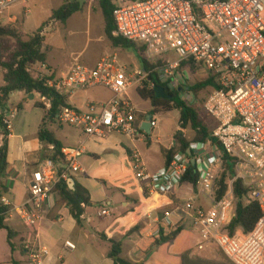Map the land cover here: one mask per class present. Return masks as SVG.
I'll return each instance as SVG.
<instances>
[{
    "label": "built area",
    "instance_id": "1",
    "mask_svg": "<svg viewBox=\"0 0 264 264\" xmlns=\"http://www.w3.org/2000/svg\"><path fill=\"white\" fill-rule=\"evenodd\" d=\"M31 2L0 0V22L5 12L17 6L29 12ZM115 3L114 36L145 45L154 68L130 71L116 55L103 57L93 68L76 62L59 77L49 79L46 86L61 96L97 87L108 89L113 96L105 104L90 105L87 111L62 107L58 121L80 128L88 138L104 139L119 132L135 141L139 135L138 112L130 101V92L142 87L152 74L170 91L182 92L186 84L179 74L182 64L194 62L202 67L220 86L206 103L217 119L212 139L192 142L186 153L177 151L171 163L154 174L148 172L141 153L134 150L129 169L151 194L169 196L186 184L183 179L194 160L200 175L197 188L209 207L188 198L164 213L160 235H171L179 226L174 217L180 220L184 215L200 231L197 251L213 245L231 264H264V0ZM42 100L51 107L46 98ZM16 112L6 102L0 107V148L12 133ZM157 126L158 120L153 117L151 127ZM85 154L83 143L64 147L60 162L49 159L33 173L29 198L18 208L22 223L30 230L23 246L29 264H46L50 251L39 241L38 225L53 208L56 186L83 171L81 159ZM224 155L233 159L236 176L226 196L216 200ZM236 181L248 190L245 203L257 204L262 215L251 232L238 229L231 234L228 229L237 216L239 202L234 194ZM0 205L9 209L8 196H0ZM98 215L107 216L109 212L103 210Z\"/></svg>",
    "mask_w": 264,
    "mask_h": 264
},
{
    "label": "crops",
    "instance_id": "2",
    "mask_svg": "<svg viewBox=\"0 0 264 264\" xmlns=\"http://www.w3.org/2000/svg\"><path fill=\"white\" fill-rule=\"evenodd\" d=\"M34 1L30 3L29 12L22 6L17 7L30 14ZM79 13L81 11L73 16ZM87 15L92 18L91 12ZM99 16L104 20L101 7ZM18 21L24 25V19L9 15V23L16 24ZM60 24L65 23L54 21L50 28L57 29ZM101 27L105 33L106 25L104 29L103 24ZM45 49L47 65H40L38 70L44 77L51 78L54 73L50 58L51 46L46 44ZM118 51L119 48H111L109 56H118L115 54ZM122 55L121 53V58H118L130 71L144 69L134 57L128 56L124 59ZM62 58L63 56L59 57L61 62L55 66L67 67L68 70L76 62L93 68L103 57L90 65L85 64L80 55H75L74 58L66 56L63 60ZM129 59L132 64H129ZM0 72L3 75L1 88L5 82L4 71L0 69ZM112 96L108 89L97 87L67 94L65 98L69 106L87 111L90 105L105 104ZM130 101L136 106L131 98ZM6 103L17 112L12 119L13 129L7 141V169L0 178L1 188L11 203L5 224L12 231L10 243L7 230L0 228V264H29L23 246L29 238L30 230L22 223L18 208L29 198V184L33 173L49 160L48 146L39 139L44 124L63 147L83 143L86 148V154L81 159L83 171L56 186L52 194L53 208L38 225L39 241L50 251L46 264H115L109 256V241L120 242L121 257L133 264H183V256L188 257V262L195 259L220 262L221 254L216 246L197 251L200 231L186 229L187 226H193V223L184 215L180 220L174 217L179 227L183 228L177 238L168 242L161 240V222L166 211L176 209L190 197L195 198L197 205L209 207V203L199 194V189L186 183L169 196L153 195L145 188L144 183L135 180L129 169L134 150L141 153L151 174L168 166L167 156L176 146V135L181 132L185 136L186 132L178 124L179 114L177 119L169 117L170 113L152 115V108L141 110L136 106L137 112H142L143 115L137 116L139 135L135 141L119 132L97 139L88 138L80 128L65 126L58 119L46 120V112L50 108L38 95L16 93ZM37 104H44L47 110ZM150 115L152 119L157 118L158 126L150 127L146 131L143 127ZM77 187L87 191L91 201L90 205L81 204L82 213L79 219L76 218L70 202L76 199ZM103 210H107L109 215L99 217L98 213Z\"/></svg>",
    "mask_w": 264,
    "mask_h": 264
},
{
    "label": "trees",
    "instance_id": "3",
    "mask_svg": "<svg viewBox=\"0 0 264 264\" xmlns=\"http://www.w3.org/2000/svg\"><path fill=\"white\" fill-rule=\"evenodd\" d=\"M85 1V0H84ZM99 5L102 9L105 20V34L107 39L111 42L115 48H123L127 50H134L139 58L142 67L146 71H150L154 66L149 62L146 56V46L140 43L130 42L123 38L114 36L116 30L114 21V10L116 9L115 0H99ZM82 11V3L78 1L66 0V2L57 10L53 12L51 21H60L66 23L70 17L75 13ZM12 42L16 43V47L12 45ZM137 44L142 45L141 48ZM45 37L43 36V29H39L33 35H22L19 29L14 24L8 26H2L0 24V68L4 71L5 85L0 88V107L4 102H7L13 94L24 93L28 96L38 95L41 98H46L51 104L50 109L47 110L44 104H37L46 112V120L56 121L58 119V113L62 107L69 106L65 96H61L53 89L46 86L49 77L42 79L36 78L32 74V67L36 65H47V53H46ZM191 64L196 65L194 62H185L181 67ZM209 79L195 86H183L182 91H189L197 93L199 90L206 87H212L214 90H219L220 86L215 77L208 74ZM154 84V87H150V84ZM161 86L165 89L166 95L171 97L158 98L155 88ZM138 95L145 101L150 102L152 106V115L169 114L177 111L179 114V121L181 129L185 131L187 127H190L195 133V141L205 142L212 139V134L209 129L203 123L200 117V106L198 104H190L188 101L182 99V95L179 89L170 91L157 79L156 74H152L142 87L137 89ZM39 139L43 144L48 146L49 155L48 158L60 162L62 160V149L64 148L62 143L56 139L55 135L50 132L45 124L43 125ZM191 142H188L184 135L180 132L176 135V146L173 148L167 156L168 165L171 163L174 154L177 151L187 152L190 148ZM7 142L0 148V178L5 174L7 169ZM236 176L235 163L232 158L227 155L223 156V168L218 180V186L215 191L216 200H221L226 196L229 190V183ZM200 175L197 167L190 165L187 175L184 176V183L192 185L197 188ZM248 190L244 187L241 181L234 183V194L239 198L237 206V216L231 223L228 231L234 234L238 229H242L244 232H251L256 226L257 222L261 218V210L257 204L247 205L245 203V197ZM1 188L0 183V196L5 195ZM72 203V210L75 213L77 219L80 218L82 213L81 204L90 205L91 201L88 197L87 191L77 187L76 199L70 201ZM8 209L1 207L0 205V228L5 229L8 232V240L11 243L12 231L5 224V218ZM181 227H177L175 231L169 236H162L163 242L173 241L182 232ZM111 244V251L109 253L110 258L115 264H133L121 257L122 244L120 242L109 241ZM144 264V263H138ZM183 264H223L221 262L214 263L211 261H205L202 259H195L188 262V257L183 256Z\"/></svg>",
    "mask_w": 264,
    "mask_h": 264
},
{
    "label": "rangeland",
    "instance_id": "4",
    "mask_svg": "<svg viewBox=\"0 0 264 264\" xmlns=\"http://www.w3.org/2000/svg\"><path fill=\"white\" fill-rule=\"evenodd\" d=\"M70 1H78L82 3V11L81 13L73 16L68 23L66 22L65 24H60L57 29L53 27L50 28L54 23V21L50 20V16L53 10L60 8L66 0H35L33 4H31L30 14H27L24 10L22 11L21 7H17L5 12V14L1 17L2 22H0V24L2 26H8L11 24L8 22L10 14L19 17L21 20L24 19L23 26L20 24V21L15 24L22 35H33L40 28L43 29L45 45H50L52 51L50 58L52 66L54 67V70L52 68L54 73L51 78H57L61 72L67 70V67L58 68L55 66L60 64L61 58L59 59V57L61 56H63V58L66 56L74 58L75 55H80L82 61L85 62V64L90 65L97 62V60L101 57L109 56L111 54V48L113 49L111 42L106 38L104 35L105 33L102 31L101 26L103 24L104 29L105 25L103 17L101 16V18L99 16V0ZM88 12L92 13V18L87 15ZM12 45L16 47L15 42H12ZM137 46L139 48L142 47V45L139 44H137ZM121 53L123 54L122 56L124 59H127L128 56L134 57L138 65H142L134 50L119 48V51L115 52V54H118L119 58H121ZM56 57L57 59H55ZM128 62L129 64H132L131 59H129ZM38 67H40V65L32 67V74L34 77L42 79L44 76L42 72L38 70ZM179 74L186 82L185 86L199 85L209 79L207 71L197 65L192 66L191 64H186L180 68ZM2 83L3 75L0 72V85ZM213 91L214 89L210 86L199 90L197 93L189 91L180 92L183 100L188 101L190 104H198L200 106V117L211 134L217 127V119L213 115L212 107L207 106L206 103L213 94ZM129 98H131L133 103L141 110L152 108L150 102L143 100L135 89L130 92ZM136 106L134 107L136 108ZM142 115V112L140 113L138 111L137 116ZM168 116L175 117L177 119L178 112H171ZM163 117L164 116H162V118ZM178 124L181 127L180 121ZM185 130L186 132L184 138L191 143L197 142L195 141V133L192 129L187 127ZM186 229L197 228L193 225L187 226ZM178 242H180V240ZM219 253L221 254V263L231 264L220 251Z\"/></svg>",
    "mask_w": 264,
    "mask_h": 264
},
{
    "label": "water",
    "instance_id": "5",
    "mask_svg": "<svg viewBox=\"0 0 264 264\" xmlns=\"http://www.w3.org/2000/svg\"><path fill=\"white\" fill-rule=\"evenodd\" d=\"M155 91L157 93V97L158 98H168V99H171V97H169V96L166 95V91H165V89L163 87L157 86L155 88ZM151 120H152V115H150L147 118V121H146V123H145V125L143 127L146 131H148V129H150V127H151ZM188 154H189V156L192 155V153L190 151L188 152ZM192 165L193 166H196V162L194 160L192 161Z\"/></svg>",
    "mask_w": 264,
    "mask_h": 264
}]
</instances>
